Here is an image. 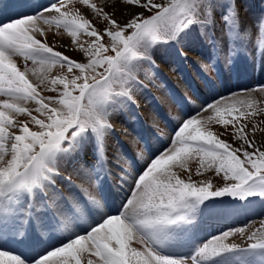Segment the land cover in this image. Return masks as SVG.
Listing matches in <instances>:
<instances>
[{
	"label": "snow or ice",
	"instance_id": "1",
	"mask_svg": "<svg viewBox=\"0 0 264 264\" xmlns=\"http://www.w3.org/2000/svg\"><path fill=\"white\" fill-rule=\"evenodd\" d=\"M117 2L141 11L130 12L120 23L92 0H80L107 22L102 31L72 6L74 0H52L33 14L19 12L0 21V96L7 97L0 100V264H264V223L251 233L236 230L246 235L247 247L226 243L230 233L202 243L188 235L205 201L225 195L264 197V150L246 131L247 120L264 111L254 98L221 97L182 120L165 151L132 180L130 194L117 209L108 205L105 210L107 197L99 198L103 189L96 165L82 162L89 144L97 154L102 152L112 131V112L132 100L133 89L146 87L138 73L142 62L154 64V46L179 42L199 27L219 52L215 29L222 24L229 45L247 42L264 55V18L244 20L241 0ZM52 28L66 30L84 59L77 61L49 46L46 34ZM82 34L94 38L87 47L79 40ZM17 58L25 61L23 71ZM28 61L39 69H29ZM56 65L66 67L67 75L48 81L53 92L62 86L57 97H44L38 90L45 82L42 74ZM28 73L38 76L39 83L33 84ZM20 101H34L43 118ZM13 113L29 117L38 130ZM213 124L226 131L231 126L230 134L247 147H232L211 129ZM256 130L253 124L251 135ZM195 158L196 175L215 169L233 183L213 190L210 181H193L190 162ZM119 179L127 182L123 175ZM70 224L81 230L69 229ZM52 231L71 234L30 254L43 233Z\"/></svg>",
	"mask_w": 264,
	"mask_h": 264
},
{
	"label": "bare ground",
	"instance_id": "2",
	"mask_svg": "<svg viewBox=\"0 0 264 264\" xmlns=\"http://www.w3.org/2000/svg\"><path fill=\"white\" fill-rule=\"evenodd\" d=\"M104 1L105 0H102V3H104ZM9 2H10V0H9ZM28 2H29V0H23L22 4H21L22 7H26ZM223 2L224 3H229V2H231V0L230 1L223 0ZM7 3L8 2H6V1L5 2H1L0 3V9H5V10L11 9L10 6ZM5 6H8V7H5ZM260 7H262V6H260ZM260 7H258V8H260ZM249 11L250 10H248V12ZM12 12H13V14L16 17L17 14L19 12H21V10L20 9H15V10H12ZM30 12L34 13L35 10H30ZM241 15H242L244 20L251 22L253 20H256V18H264V9H262L261 12H253L252 11V12H250L248 14L247 13L246 14L241 13ZM241 26H243V25H241ZM249 26H250V24H249ZM195 29H199V27H196ZM252 32H253V37H254L256 35L255 28L252 29ZM64 34L65 35H62V39H61L63 41V43L71 44L73 38L68 35L67 31H65ZM195 35H196L197 39H198V37H200L198 33H195ZM215 36L221 42V48H223V53L228 51L229 47L232 46V45H229L228 37L224 34V32L216 28L215 29ZM185 37H183V38H185ZM190 39H191V42L193 44L192 43L188 44V42L186 44L187 48H188V52H186V51L184 52V53H187V57H188V60H187L186 63H187V66L189 67L188 69L190 71L192 70L194 72V77H199L201 75V73L203 72V70H202L203 69V63H205V62L210 60L211 54L213 53V49H211L210 48L211 46L208 45V43L210 42L208 39L201 38V39H199V42H196V43H195V40L193 38H190ZM186 40L183 39L181 45ZM242 45L245 46V42L244 43H239L238 42V47L239 46L241 47ZM171 47L172 46H170V45L166 46L164 44L163 46H160L154 52H152L151 55H152V59L154 60V64H151V63L148 62L147 65H146L147 69L140 70V73L138 75L139 79L141 81L144 82L146 80L148 83L156 85V87L158 86L160 88L161 95H163V96L169 95V91H170V90L167 89L168 85L166 84V83H169V82L166 81L163 78L161 79V77H163L164 71H166L165 65L167 64V62H165V60H168L170 58L169 57L170 54L173 52L172 50H170ZM236 49H238V48H236ZM236 52H237V50H236ZM247 52L249 53V55L252 56L253 53H254V50L252 51L251 48L249 47L244 52V54H247ZM259 56H260V59L262 60L261 66H259L257 68L255 67L254 69H251V72L246 68V66L248 67L247 64H245L246 66H241L240 67L241 75H243L244 78L246 76V78L244 80V81H246L245 84H243V86L237 92H234L232 94L226 95L224 98H232L234 95L235 96H239L241 98H254L255 100L258 101V105L256 107L259 108V109L260 108H264V92L260 91L261 88H264V55H261V53H259ZM241 61H243L242 58H241ZM17 64H18V66L21 67V70L23 71L24 70L25 61L22 58H17ZM160 64H163L164 66H162ZM177 64L178 63H174L173 58H171L168 61V65L170 67L171 66H176V71L179 72L180 68L177 66ZM155 65L161 67L163 72H158V70L156 69ZM169 66H167V70L168 69L170 70ZM27 67L29 69H32V68L39 69L40 66L38 64H33V62L30 61V63L27 64ZM164 67H165V70H164ZM208 67H210V64H209ZM205 69L208 70L207 67ZM48 74H49V70L46 71L45 73H43L42 75H46L45 77H47ZM177 74H178V77L176 78V80L172 81L173 85L176 88L179 85H181V87L184 89L185 86H187L189 84V82L186 81L187 78L185 76H181L182 72L177 73ZM157 77H160L159 80L157 79ZM28 78H29V80L31 82H32V80L35 81V80L39 79L38 76L32 75L31 73H28ZM154 79H156L159 82L163 83L164 84L163 87H161V85L159 83L155 84L154 83ZM260 81H261V83H260ZM57 89H58V91L53 92V91L50 90V88H47L46 89L47 92H45L46 90L44 91L45 97L58 96L60 89H59V87H57ZM246 90H252V91H246ZM49 94L51 96H49ZM133 97L136 98L137 100H139L140 101L139 104H141L139 107H136V110L138 112L134 113L133 110H132L134 115L136 116V115H138L140 113L142 115V118H144V119L151 118L150 120H151L152 123L155 124V127L156 128H162L163 129V134L164 133L167 134L169 128L167 126H163L160 123V121H159V118H162L165 115V112L163 111L164 108H159L158 109V112L160 113L159 114V118H158L156 116V115H158V113L155 115L156 112L154 111V108H153L152 104L150 103V99L148 98L146 91L141 90L140 88H135V89H133ZM156 97H158L160 100H162V97H160L158 94H156ZM176 97L177 96L173 97V99L175 100ZM220 98L221 97L217 96L216 98L211 100V102L208 101L207 103H214L215 101L219 100ZM3 99H7V97L0 96V100H3ZM163 102H164V106H165L166 110H171L172 109L171 105L169 103H167V102L165 103L164 99H163ZM19 103H21V105L24 106V107H26V105H27V102H24V101H20ZM132 107H133V105L130 104L129 101L125 102L121 107H119L118 109L113 111L111 115L123 116L124 112H122V111L123 110H128V109H130ZM197 109L198 108L194 109L192 115L197 113V111H198ZM134 110H135V108H134ZM32 113L34 115V112H32ZM12 115L14 116L15 119L20 117L19 115H16L14 113ZM207 115H209V113H203V116H207ZM25 117H27V116H22V118H25ZM114 119L117 120V118H114ZM257 119H258V121H260V119L263 121V116H258V117H256V120ZM24 121H29V119L28 120H24ZM119 121H122V119L119 118V120H117L116 122H111L110 121V123L114 127V129H112V131H110L111 134L115 133L117 130H119L121 132L124 131V126L123 125H126V124L123 121L122 122H119ZM249 125H252V124H249ZM260 126H261V131H262V129H264V127H263L264 123L260 124ZM260 126H257V127L259 128ZM210 127H211V125H210ZM130 129L133 132V128H131V126H130ZM251 129H252V127H251ZM134 130H135V128H134ZM262 134L264 135V131H262ZM131 135L132 134L130 132L129 133V138H127V139H129L128 142L131 145H135V142H134L135 139L131 138ZM172 135L173 136L169 140L168 145H166V148L169 146L170 142L172 141V139L174 137V134H172ZM122 138L126 139L124 136ZM255 138H257V137L256 136L252 137L253 140H255ZM258 139H259V137H258ZM110 142L111 141L108 140V143L105 146L106 149H108L109 146L111 147V143ZM120 145H122L124 147L121 146L118 149L126 148L124 144H120ZM152 145H153V147L150 146V149H154V143L153 142H152ZM152 151H154V150H152ZM119 152H120V150H119ZM107 154L108 155H106V156L109 158L111 156V154H112L111 149L107 151ZM116 155H117V153H116ZM202 171H203V174L201 175V178H193V180H196V182L208 181L209 180V176L210 177H211V175L214 176V174H211L212 170L211 171L209 170L210 173L207 176H206V174H207L206 172L208 171V169H202ZM73 176H74V178L77 179L75 174H73ZM232 183H233V181H232ZM130 191H131V189H130ZM239 200L240 199H238L236 197V198H234L231 201H228L226 203L217 202V203L208 204V205H210L212 210L214 209L213 212H215V209H217V207H219V206H222V205L225 206V204L230 206V207L225 208V210L222 211L223 217L226 216V219H227V217H229L228 221L230 222L231 226H232V224L235 221L236 222H240V223L238 224L239 226L233 227L232 231H230V232L224 231L225 229H223V228H222L221 232H219L217 234H215V233L213 234L212 232H207L206 236L204 237L205 240L208 239V237H210L211 235H215L214 237H219L223 233H230V235H228L227 238H226V241H225L226 243L237 244V245H240L241 247H247L249 241L247 240L246 235H242L236 230L239 229V228H245L246 233H251L252 231H255L256 229L261 227L262 223H264V197H258V196L257 197H251V198H249L247 200H243V201H240V203H238ZM204 205H207V203L202 204V206H200L201 207V211L205 209V207H203ZM231 207H234V209H232ZM208 209H205L203 211V213L206 212ZM200 216L202 217L203 215L200 214ZM209 216H211V215L209 214ZM204 218L205 217L203 216V219ZM202 222H203V220L200 221L198 223V225L197 224L196 225H197V227H203L204 229L201 232H205L206 230H208V227H207V225L202 224ZM229 222H226V223H229ZM205 240H203V241H205Z\"/></svg>",
	"mask_w": 264,
	"mask_h": 264
},
{
	"label": "rangeland",
	"instance_id": "3",
	"mask_svg": "<svg viewBox=\"0 0 264 264\" xmlns=\"http://www.w3.org/2000/svg\"><path fill=\"white\" fill-rule=\"evenodd\" d=\"M105 1H104V3H102V0H92V2L96 3L98 6L103 7L104 8V11L109 12V13H114L115 18L120 23H124L129 18L130 12H134V11L135 12H138V11H141V9H138V8L128 9L122 3L117 2V0H105ZM228 1H230V0H228ZM113 4H115V7H112ZM72 6H74L76 9H78L80 11L81 15H83L86 19H88L89 21H91L92 24L97 28L98 31H102L103 30V28L105 27V25H106L107 22L106 21H102L99 17H97L96 14L90 8H88L86 5L80 3V0H74V4ZM260 6H262V7H260ZM240 7H241V13H243V14H246V13L248 14V13H250L252 11L253 12H261L262 9H264L263 8L264 7V0H241ZM258 7H260L261 9L258 8ZM248 10H250V11L248 12ZM217 19L219 20V16H217ZM217 29L223 31V25L220 24L217 27ZM65 31L66 30H64V29L57 30L55 28H52L46 34V42L49 44V46L53 47L54 50L59 51V52L63 53L64 55L69 56L72 59H75L77 61H81L82 59H84V55L79 50L78 46L76 44L72 43V42H71V44H65L61 40L62 39V35H65L64 34ZM195 33H198L201 38L209 39L210 40L209 35L206 34V32L203 31L201 28H199V29L193 28L186 35V37L183 38V39H185V40L187 39V40L182 45H181V43H182V40L183 39L180 40L179 42L172 41V42L166 43L165 45L166 46H168V45L172 46L170 48V50H172L173 52H175V51H180L182 53H184L185 51L188 52V48H187V45L186 44H187V42H188V44L189 43H192L190 38H193L195 40V43L196 42H199V39H201L200 37H198V39H197ZM93 39L94 38L88 37L87 35H84V34H82L79 37L80 42L81 43H84L86 47H87L88 43H90ZM253 39H255V36L253 37ZM103 42L107 45L109 43L108 38L105 37V39H104ZM212 44H213L212 43V40H210V42L208 43V45L211 46ZM163 45L164 44H158V45L154 46L153 49L151 50V53L154 52L157 48H159L160 46H163ZM246 45L247 46H250L252 49H255L254 46L250 45L247 42H245V46L242 45L241 47L240 46L238 47V42H237L235 44H232L231 47L234 46L235 47V48L233 47L234 50L236 48H238L236 50L239 51V53L243 54V52H245V50H246L245 49ZM210 48L212 49V47H210ZM220 50L223 51V48H220ZM226 52L228 54L231 53V52H232L231 54H235V53H233L234 51L229 52V50H228ZM107 54L114 55V53H112L111 51H109ZM29 63H30V61L27 62V64H29ZM147 63L148 62H142L140 64V68H141L140 70L147 69V66H146ZM206 64H207V62H206ZM174 69H176V66L174 67ZM140 70H139V73H140ZM164 70H165V68H164ZM100 71H102V69ZM169 71L172 73L171 75L173 77H175V79H176L177 76H178V74L176 73V70H172V71L169 70ZM139 73H138V75H139ZM58 75H67V68L66 67H61L60 65H56L55 67H53V68H51L49 70V74H48L47 77H45L46 75H43L45 77V82L38 89L40 91V93H41L42 96L45 97L44 91L47 88H51V85L48 84V81L51 80L52 78L58 76ZM69 78H70V76H69ZM32 83L33 84H38L39 83V79L38 80H35V81L32 80ZM143 84L146 87L153 89V87H151V84L148 83L146 80L143 82ZM57 87H59V89L62 88V86H60V85H57ZM146 87H144L142 89L145 90ZM117 90H119V89L117 88ZM45 92H47V90ZM49 96H51V95L49 94ZM55 97H57V96H55ZM26 107L28 109H30L32 112H34V115L38 116L39 118H43V117H40V114L35 111V108L37 107V105L35 104L34 101L27 102ZM260 109L264 110V108H260ZM196 114H193L192 116H195ZM258 116H263V121L261 119H260V121H258V119L256 120V117H258ZM128 117H130V116L128 115ZM28 119L30 121V118L29 117L28 118L27 117L22 118V116H20L19 118H17V120H19V121H24V120H28ZM263 123H264V111H261L259 114L255 115V116H251L247 120V124L248 125H247V129H246V131H248L249 134H250L249 135V138L250 139H252L253 136H256L257 137V138H255V140H253V139L252 140L255 142L256 147L257 148H260L261 150H264V135L262 134L261 126H260V124H263ZM249 124H252V125L255 124L257 126H260L259 128L257 127V130L255 132V135H251V127H252V125H249ZM179 126L178 125L176 126V130L178 129ZM29 127L33 131L38 130L37 129V126L34 125V124H32L31 122H29ZM211 129L214 132H216L220 136L221 139H224L228 143H230L232 145V147H247V145H244L242 143V141H240L238 139H235L233 137V135L230 134L231 131H232L231 126L226 131L221 126L213 124V125H211ZM12 131L17 132V134H19L18 133V130H16V129H12ZM258 137H259V139H258ZM249 150H251V149H249ZM198 167H199V158H195V159H193L190 162V168L192 170V179L193 178H201V175H196L195 174L196 173V169ZM210 171L208 170L206 172L207 173L206 176L210 173ZM177 172L181 176V178H186V173L185 172H183L182 170H179V169H177ZM211 174H214V176L213 175H211V177L209 176V180L208 181H210L212 183L213 190H216L218 188L224 187L226 184L232 183V181L225 180L224 177H223V173H219L218 174L215 171V169H212ZM193 181H196V180H193ZM221 198L222 199H226L227 198L228 200H230V199L236 198V197L225 195V196H221V197H215V198H212V199H221Z\"/></svg>",
	"mask_w": 264,
	"mask_h": 264
}]
</instances>
